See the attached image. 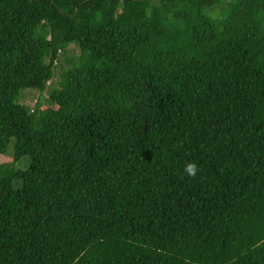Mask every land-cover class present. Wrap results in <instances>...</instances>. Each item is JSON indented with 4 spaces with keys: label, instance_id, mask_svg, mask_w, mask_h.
Returning a JSON list of instances; mask_svg holds the SVG:
<instances>
[{
    "label": "trees",
    "instance_id": "1",
    "mask_svg": "<svg viewBox=\"0 0 264 264\" xmlns=\"http://www.w3.org/2000/svg\"><path fill=\"white\" fill-rule=\"evenodd\" d=\"M0 157V264H264V0H0Z\"/></svg>",
    "mask_w": 264,
    "mask_h": 264
},
{
    "label": "rangeland",
    "instance_id": "2",
    "mask_svg": "<svg viewBox=\"0 0 264 264\" xmlns=\"http://www.w3.org/2000/svg\"><path fill=\"white\" fill-rule=\"evenodd\" d=\"M79 48L75 44L69 45V48L65 52H60L59 54V59L57 61V64H55V71L57 73V76L55 75L52 79L51 82L56 83L58 73L61 72V70H66L69 67V61H71V58H74V55H78L79 53ZM51 83H47V89L44 91L43 99L41 97V100L43 102H47L48 98V93L51 90ZM39 92L36 90H31V89H25L20 92L19 97L16 99V101L24 106H27L29 109H33L37 100H39ZM40 101V100H39ZM12 147V142L10 144ZM0 159H5L3 157H0ZM26 161V164L24 163ZM28 165V159L27 157H23L20 162L17 164V168H25Z\"/></svg>",
    "mask_w": 264,
    "mask_h": 264
},
{
    "label": "clouds",
    "instance_id": "3",
    "mask_svg": "<svg viewBox=\"0 0 264 264\" xmlns=\"http://www.w3.org/2000/svg\"><path fill=\"white\" fill-rule=\"evenodd\" d=\"M59 54H60V52H59ZM55 64H57L56 60L54 61V65ZM51 81H52V79L48 80L47 83H49V82L51 83ZM197 171H198V167H197V164L194 162H188L184 166V173L187 176L194 177L197 174Z\"/></svg>",
    "mask_w": 264,
    "mask_h": 264
}]
</instances>
